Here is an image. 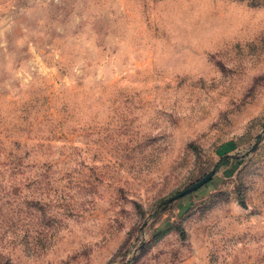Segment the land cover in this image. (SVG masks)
I'll return each mask as SVG.
<instances>
[{"label":"rangeland","instance_id":"obj_1","mask_svg":"<svg viewBox=\"0 0 264 264\" xmlns=\"http://www.w3.org/2000/svg\"><path fill=\"white\" fill-rule=\"evenodd\" d=\"M0 264H264V0H0Z\"/></svg>","mask_w":264,"mask_h":264},{"label":"water","instance_id":"obj_2","mask_svg":"<svg viewBox=\"0 0 264 264\" xmlns=\"http://www.w3.org/2000/svg\"><path fill=\"white\" fill-rule=\"evenodd\" d=\"M215 172V168L210 170L208 173H206L202 178H200L199 180H197L196 182H194L193 184H191L190 186L186 187L185 189H183L182 191H180L179 193H177L175 196H173L172 198H170L169 200H174V199H178L196 189H198L199 187L203 186L205 183H207L208 181H210V179L212 178V176L214 175Z\"/></svg>","mask_w":264,"mask_h":264},{"label":"trees","instance_id":"obj_3","mask_svg":"<svg viewBox=\"0 0 264 264\" xmlns=\"http://www.w3.org/2000/svg\"><path fill=\"white\" fill-rule=\"evenodd\" d=\"M230 162V158L229 156H223L220 161L217 163V166H220V165H228Z\"/></svg>","mask_w":264,"mask_h":264}]
</instances>
